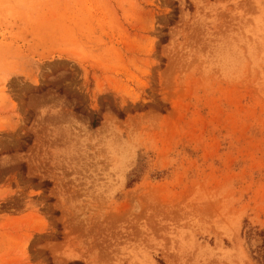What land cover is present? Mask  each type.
Masks as SVG:
<instances>
[{
  "label": "rangeland",
  "instance_id": "1",
  "mask_svg": "<svg viewBox=\"0 0 264 264\" xmlns=\"http://www.w3.org/2000/svg\"><path fill=\"white\" fill-rule=\"evenodd\" d=\"M261 230L264 0H0V264H264Z\"/></svg>",
  "mask_w": 264,
  "mask_h": 264
},
{
  "label": "trees",
  "instance_id": "2",
  "mask_svg": "<svg viewBox=\"0 0 264 264\" xmlns=\"http://www.w3.org/2000/svg\"><path fill=\"white\" fill-rule=\"evenodd\" d=\"M91 124L93 125V126H97L98 125V119H93L92 120V122H91ZM259 235L261 236V238H262V240H261V243L259 244V246H258V249H257V251H258V260L260 259V260H264V230H261L260 232H259Z\"/></svg>",
  "mask_w": 264,
  "mask_h": 264
},
{
  "label": "bare ground",
  "instance_id": "3",
  "mask_svg": "<svg viewBox=\"0 0 264 264\" xmlns=\"http://www.w3.org/2000/svg\"><path fill=\"white\" fill-rule=\"evenodd\" d=\"M107 117V116H106ZM105 123V122H104Z\"/></svg>",
  "mask_w": 264,
  "mask_h": 264
}]
</instances>
